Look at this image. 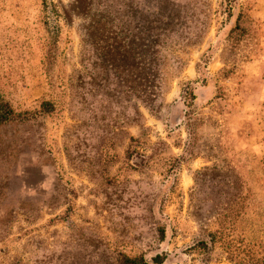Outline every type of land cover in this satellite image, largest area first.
<instances>
[{
	"label": "rangeland",
	"instance_id": "1",
	"mask_svg": "<svg viewBox=\"0 0 264 264\" xmlns=\"http://www.w3.org/2000/svg\"><path fill=\"white\" fill-rule=\"evenodd\" d=\"M0 102V264H264V0H0Z\"/></svg>",
	"mask_w": 264,
	"mask_h": 264
},
{
	"label": "trees",
	"instance_id": "2",
	"mask_svg": "<svg viewBox=\"0 0 264 264\" xmlns=\"http://www.w3.org/2000/svg\"><path fill=\"white\" fill-rule=\"evenodd\" d=\"M46 4V3H45ZM43 107H48L49 103H43ZM47 112V111H46ZM25 121L27 118L25 116H17L14 112L7 106L6 103L0 102V124L14 121V120ZM159 257L156 256L154 260H157ZM123 264H141V259H129L126 258L123 260Z\"/></svg>",
	"mask_w": 264,
	"mask_h": 264
}]
</instances>
